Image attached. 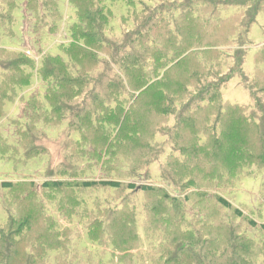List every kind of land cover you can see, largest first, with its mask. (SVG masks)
<instances>
[{
  "label": "rangeland",
  "instance_id": "rangeland-1",
  "mask_svg": "<svg viewBox=\"0 0 264 264\" xmlns=\"http://www.w3.org/2000/svg\"><path fill=\"white\" fill-rule=\"evenodd\" d=\"M57 1L62 17L59 15L56 21L46 12L45 15L34 16L27 11L26 0H7L12 11L6 6H1L5 12L0 9V14L3 17L7 16L0 20V225H7L12 216L16 220L21 218L17 215V211L21 210L25 218L23 221L32 218L34 224L41 228V235L37 237L39 241L42 235L45 240H56L61 243H66L65 237H69L72 238L68 242L70 252L79 254L101 252L110 255L112 260L110 264H123L125 261L132 264H151V258L165 249L166 239L162 238V247L159 234H154L151 240L145 233L147 229L153 228L154 231L159 223L156 214L151 211V203L140 200L141 194L138 199L131 190L125 188L119 197L116 195V189L113 188L108 192L103 189L91 190L93 192L89 197L91 200L109 199L112 203L105 200L103 203L93 204L92 216H83V214L76 216L75 212L81 210V203L77 204L67 197L66 199L60 197V193H57L58 207L53 208L49 205L51 189L49 187L43 189L47 181L57 182L61 179L53 175L58 165H69V162L72 164L71 153L69 156L68 152L65 154V148L70 141L67 127L64 126L56 131L41 126L42 132L36 131L32 136L37 139L31 146L28 133L22 126L23 122L29 125L26 116L32 112L31 100L35 98L41 100L45 97L47 85L37 71L41 60L43 61L44 56L47 55H62L58 44L73 41L69 29L75 21L74 10L69 0ZM184 1L189 4V8L191 7L190 11L188 9L189 12L186 11L184 16L175 12L173 16L176 19L173 22L167 15L166 18L161 17L165 20L164 25L159 27L156 36L152 39L173 41V50L167 51L164 43L155 45L149 43L147 65L150 64V60H154L157 61V67L138 68L136 83L126 80L123 76L129 93L124 103L114 111V124L109 126L102 124L101 121L98 127L95 126L90 137L86 136L97 139L98 143L102 141L104 147L96 150L90 144H81L78 152L84 158L85 166L94 163L96 169L86 172L81 176L85 178L80 181L97 183L111 181L101 172L106 168L104 166L109 160L107 157L109 150L123 137L131 139L126 152L137 158L136 164L142 162L139 160L140 156L152 150L151 138L162 143L165 152H169L166 144L169 145L171 141H178L183 136L192 138V134L188 132L184 135L179 130L170 133L167 127L172 121V111H179L182 106L181 101H168L166 87L171 84V80L180 79L183 87L182 98L185 101L189 94H193L195 89L193 84L207 81L208 86H211L216 78L228 73L229 75L223 77L224 82L231 77L232 79L220 91L223 105L227 107V114L234 117L247 115L250 120L237 118L227 133L224 130L220 131L218 126L217 140L232 138L239 149L241 145L249 148L263 145L264 118L261 119V116L264 109V0H243V6L230 7V9H223L221 5H217V0H207V6L200 5L203 0ZM1 3L0 1V5ZM228 4L234 3L224 2L226 8ZM121 13V16L126 15L127 9L125 8ZM119 18L113 20L112 28L114 34L120 36L126 29L121 25ZM248 21H250L249 25ZM168 22L173 26H168ZM46 25L49 26L48 29ZM130 25L131 23L128 27ZM184 32H186L184 35L187 37L186 41L182 40ZM236 43L242 47L239 51L244 54L243 56L239 54L243 62L241 64L237 63L236 59V50L240 48ZM20 55L33 62V67L25 64H20L18 67L20 73L25 71L27 76V72L29 73V83L23 84L20 78L18 84L7 85L9 68H6V65L17 60V56ZM206 95L210 96L209 92ZM190 97L186 105L194 99L192 105L198 106L206 98L203 95L201 100ZM158 105H162L159 111H157ZM235 106L243 110L237 112L233 108ZM193 108L181 115L178 121L181 125L192 121L188 114H191ZM153 112L159 116H155ZM29 126L28 130L34 133L33 126ZM254 133H258L257 137ZM143 134L145 135L139 139L132 137ZM76 138L79 137L76 135ZM200 145L190 148L192 155L188 163L187 160L183 161L182 155L176 149L170 151L179 163L186 167L185 171L194 175L192 179L195 181L191 189L195 191L203 190L199 177L206 173L208 168L206 162L208 153L204 143L198 148ZM37 148L38 152L34 150ZM38 153L43 154L44 158ZM164 158V156L159 157L149 166L150 179L139 177L135 180L125 177L124 180L118 179V181L126 185L133 184L137 186L138 191L142 188L157 187L169 191L175 199L184 198L183 195H178L169 189L160 178L159 164L164 162ZM228 158L233 161V157L229 154ZM251 159L250 155L245 156V160L250 162ZM83 170L86 171L85 168ZM132 170L133 168L130 167L128 172ZM244 174L246 178L235 189L212 191L211 194L219 193L232 207L216 205L213 207L216 210L211 219L204 220V216L199 211L183 201L187 212L185 216L191 221L190 226H200L199 230L204 236L205 245L212 246V239L216 238L220 226L214 219L217 218L223 221L226 227L239 228L243 235H248L255 241L256 247L264 251V155L253 159L252 168L245 169ZM55 184L52 187H55ZM232 209L242 213L237 215ZM149 213L151 215L148 219ZM187 227L184 220L180 225L182 232ZM159 233L160 236L164 235L161 230ZM206 234L210 238H205ZM240 237L241 234L236 236V238ZM238 245L240 247L236 253L233 252V247L231 254L219 253L216 263L264 264L263 252L259 257L252 256L250 253L252 247L249 248L243 242ZM210 250L212 251L211 247ZM75 260H78V257ZM70 261H74V258L71 257Z\"/></svg>",
  "mask_w": 264,
  "mask_h": 264
},
{
  "label": "trees",
  "instance_id": "trees-1",
  "mask_svg": "<svg viewBox=\"0 0 264 264\" xmlns=\"http://www.w3.org/2000/svg\"><path fill=\"white\" fill-rule=\"evenodd\" d=\"M0 1L2 2L0 9L1 6H6L9 11H12L7 0ZM229 1L234 4H228V8H226L224 2L228 3ZM206 2L207 0H203L200 5L207 6ZM25 3H27V11L33 13L34 16L39 17L48 13L49 17H53L55 21L59 15L62 17L57 0H26ZM69 3L75 14V21L69 29L70 35L71 33L73 35V41L67 44H58L62 55H47V57L44 56L43 61L41 60L37 71L47 85L45 97L42 98L43 100L36 98L31 100L32 112L29 116L25 115L35 132L29 131L30 126L25 122L22 125L28 133V141L31 146L37 139L32 136L36 134V131L42 132L41 126L56 131L64 126L69 129L68 139L70 141L65 148V154L68 152L69 156L71 153L72 164L69 162V165H58L52 174L61 179L57 182L47 181L44 184L43 189L45 187L51 189L49 205L53 208L58 207L59 199L56 194L60 193V197L65 199L67 197L77 204H82L81 210L75 212L76 216L78 214L92 216L91 206L93 204L103 203L105 200L108 203H112V201L109 202V199L91 200L89 198L93 193L91 190L103 189L108 192L110 188H113L116 189V195L119 197L125 188L131 190L138 199L141 194L140 200L151 203V211L156 214L159 223L154 231L153 228L147 229L145 233L151 240L156 233L159 234L161 241L162 238L166 239L165 249L163 248L151 258V264H218L216 261H218L219 253L228 252L231 254L232 247L233 252L236 253L240 242L245 243L249 248L252 247L250 251L252 256L259 257L262 252L264 254L263 249L256 247L255 241L248 235H243L239 228L226 227L224 222L217 218L214 219L220 226L216 238L212 239V246L205 245L204 236L199 230L200 226H190L191 221L188 216H185L187 215L185 203L199 211L204 216V220L213 218V213L216 210L213 207L216 205L232 207L219 193L211 194L212 191L217 189L221 192L235 189L246 178L244 170L252 168V160L264 155V143L250 148L241 145V149H239L232 138L217 140L219 138L218 126L220 131L224 130L227 133L237 118L250 120L247 115L234 117L227 114V107L223 105L220 91L232 79L231 77L230 80L224 82L223 77L229 75L228 73L223 77L216 78L215 83L211 86H208L207 81L193 84V88H195L193 94H189L185 101L182 98L183 87L180 79L171 80V84L166 87L168 101L182 102L179 111H172V121L166 123L170 133H176L179 130L184 135L188 132L192 134V138L188 139L183 136L178 141L173 140L168 143L169 145L166 144L169 152H165V146L162 143L151 138L152 150L144 156H140L139 160L142 162L136 164L137 158L130 152H126V147L131 139L123 137L109 150L107 155L109 160L104 166L106 168H103V172H101L111 181H101L100 183L80 181L85 178L81 176L86 172L96 169V164L90 163L85 166L84 158L78 151L83 143L92 145L96 150L104 147L102 141L98 143L97 139L88 137L95 126L98 127L99 122L102 121V124L105 123L109 126L114 124V111L124 103V99L129 93L122 77L136 83L138 68L148 66L150 69H154L157 67V61L154 60H150V64L147 65L149 43L153 45L164 43L169 52L174 48L173 41L152 40L159 27L164 25L165 20L161 17L167 15L173 22L176 19L173 16L175 12L184 16L191 7L189 8V4L184 0H69ZM217 5H221L223 9H230V7L243 6L244 3L243 0H217ZM125 8L127 14L121 16V11H125ZM5 17L0 14V20ZM116 18H119L121 25L126 29L120 36L114 34L112 28L113 20ZM171 22H168V26H173ZM129 23H131L130 27H128ZM247 24L249 25L250 21ZM46 28L48 29L49 26L46 25ZM53 30L55 29L53 28ZM185 33L182 36L183 41L187 40V37L184 36ZM237 44L239 45V43ZM239 47L236 50V59L237 63L241 64L243 62L239 54L242 53L239 50L242 47L240 45ZM17 58L6 65V68H9L7 85L18 84L20 78L23 84L29 83V73L27 72L28 76L25 71L20 73L18 67L20 64L33 67V62L24 55L17 56ZM239 60L241 61L239 62ZM208 92L210 96L206 95ZM201 95L206 97L202 102L200 101L202 104L199 102L198 106L192 105L193 99L190 104L186 105L191 99L190 96L201 100ZM161 106H157V111ZM191 108H193L191 114L188 115L192 121L181 125V122H178L179 118ZM233 108L237 112L243 110L239 106ZM262 113L261 119L264 118V109H262ZM152 114L159 116L154 112ZM173 118L176 121L173 122ZM242 128L244 129V127ZM76 135L79 137L78 139ZM144 135L132 137L139 139ZM257 135L258 133H254L255 137ZM203 143L208 153L206 157L208 168H206L207 172L199 177L203 190L195 191L191 189V185L195 181L192 179L194 175L191 172L187 173L186 167L179 163V160L170 151L176 149L182 155L183 161L187 160L188 163L189 157L192 155L189 151L190 148L200 144L198 148H201ZM34 150L39 151L38 148ZM38 154L44 158L43 154ZM228 154L233 157V161L229 160ZM246 155L252 157L250 162L245 160ZM161 156L165 158L164 162L159 164L160 178L168 185L169 189L178 195H183L184 198L175 199L169 191L157 187L142 188L141 191H138L137 186L126 185L118 181V179L124 180L125 177L135 180L139 177L150 179L149 166ZM79 164H83V166H79ZM130 167L133 168L132 172H128ZM84 168L86 171L83 170ZM54 183H56L55 187H52ZM233 212L237 215L242 213L237 210H233ZM17 215L21 218L16 220L12 216L13 218H10L7 225H0V264H110L112 261L110 255L101 252L80 254L70 252L68 242L72 238L69 237H65L66 243L45 240L42 238L44 235L39 241L37 237L41 235V228L34 224V219L29 218V220L23 221L25 218H23L24 213L21 210L17 211ZM150 215L149 213L148 219ZM184 220L188 227L184 228V232H182L180 225ZM159 230L164 235L160 236ZM240 234L242 235L241 241L240 238H236ZM207 237L209 236L206 234L205 238ZM215 241L219 242L215 243ZM161 245L163 247V241ZM71 257L74 258V261H70ZM76 257L78 260H75ZM123 264L132 263L125 261Z\"/></svg>",
  "mask_w": 264,
  "mask_h": 264
}]
</instances>
